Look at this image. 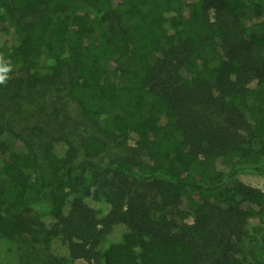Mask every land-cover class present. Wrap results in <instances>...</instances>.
Returning a JSON list of instances; mask_svg holds the SVG:
<instances>
[{"label":"trees","instance_id":"1","mask_svg":"<svg viewBox=\"0 0 264 264\" xmlns=\"http://www.w3.org/2000/svg\"><path fill=\"white\" fill-rule=\"evenodd\" d=\"M0 55L91 128L40 153L0 122V235L42 243L49 209L52 264H100L117 226L107 264H264V192L237 181L264 177V0H0Z\"/></svg>","mask_w":264,"mask_h":264},{"label":"rangeland","instance_id":"2","mask_svg":"<svg viewBox=\"0 0 264 264\" xmlns=\"http://www.w3.org/2000/svg\"><path fill=\"white\" fill-rule=\"evenodd\" d=\"M164 27L168 32H173L169 20L165 22ZM65 95L66 89L61 83L52 85L32 83L25 75L17 74L7 81L6 85H0V122L22 135L40 153L50 145V141L60 139L71 138L80 145L91 128L80 116L76 105L71 103ZM130 145L134 146V142L131 141ZM82 153L81 150L80 154ZM116 153V150L110 149L104 158L106 160L113 158ZM237 181L259 188L264 192V177L244 174L238 176ZM89 203L98 210L99 214L105 211V205L91 201ZM65 209L68 207L65 206ZM36 212L34 216L43 221L47 228L44 241L34 243L23 236L10 241L0 235V264H52L50 256L66 257L67 248L51 237L50 226L54 222L55 215L49 209L41 213L38 210ZM247 229L253 237V243L250 244L249 249H253L254 254H257L261 245L262 225L258 220L253 219ZM126 235L127 229L124 226L115 227L101 246L100 264H107L106 252L122 244ZM251 257L252 255L249 254V259ZM65 264L87 263L85 261H65Z\"/></svg>","mask_w":264,"mask_h":264},{"label":"clouds","instance_id":"3","mask_svg":"<svg viewBox=\"0 0 264 264\" xmlns=\"http://www.w3.org/2000/svg\"><path fill=\"white\" fill-rule=\"evenodd\" d=\"M10 71L4 63L3 55H0V85H6L7 80L9 79L7 73Z\"/></svg>","mask_w":264,"mask_h":264}]
</instances>
